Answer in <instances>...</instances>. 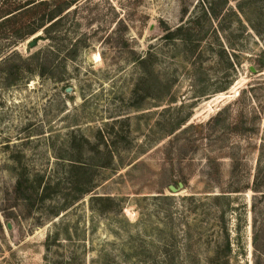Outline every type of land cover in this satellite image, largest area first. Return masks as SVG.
<instances>
[{"label": "rangeland", "instance_id": "obj_1", "mask_svg": "<svg viewBox=\"0 0 264 264\" xmlns=\"http://www.w3.org/2000/svg\"><path fill=\"white\" fill-rule=\"evenodd\" d=\"M72 1L0 67V264H264V0Z\"/></svg>", "mask_w": 264, "mask_h": 264}, {"label": "trees", "instance_id": "obj_2", "mask_svg": "<svg viewBox=\"0 0 264 264\" xmlns=\"http://www.w3.org/2000/svg\"><path fill=\"white\" fill-rule=\"evenodd\" d=\"M72 3V0H25L23 3L22 0H0V67H5L4 77L9 84L15 81H12V77L19 78L23 71L22 64L26 62V59H23L22 55L15 50L8 53L6 48L16 46L20 41L41 29L53 36L52 33L60 24L61 14ZM210 11L213 12L214 9ZM39 54L40 52L33 54L27 59L36 60L39 64ZM17 58L21 62H17ZM263 65L264 61L260 63V67ZM41 73L45 74V71ZM212 198L217 202L230 199L226 194H214ZM226 234L229 239L227 229Z\"/></svg>", "mask_w": 264, "mask_h": 264}, {"label": "water", "instance_id": "obj_3", "mask_svg": "<svg viewBox=\"0 0 264 264\" xmlns=\"http://www.w3.org/2000/svg\"><path fill=\"white\" fill-rule=\"evenodd\" d=\"M36 42H37V40L34 38V39L30 42V44H31V45H34V44H36ZM252 69H253V68H252ZM173 189H176V188L173 187Z\"/></svg>", "mask_w": 264, "mask_h": 264}]
</instances>
